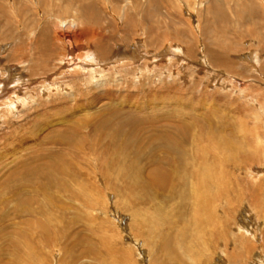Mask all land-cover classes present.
I'll return each instance as SVG.
<instances>
[{"label": "rangeland", "instance_id": "1", "mask_svg": "<svg viewBox=\"0 0 264 264\" xmlns=\"http://www.w3.org/2000/svg\"><path fill=\"white\" fill-rule=\"evenodd\" d=\"M87 1L0 0L1 258L264 264V0Z\"/></svg>", "mask_w": 264, "mask_h": 264}, {"label": "bare ground", "instance_id": "2", "mask_svg": "<svg viewBox=\"0 0 264 264\" xmlns=\"http://www.w3.org/2000/svg\"><path fill=\"white\" fill-rule=\"evenodd\" d=\"M33 1L34 0H30V2L31 3H33ZM37 1H39V0H37ZM74 0H65V4L66 5H74L75 6V10L76 11H79V15H81L80 14V12H88V13H92V14H94L95 16H99V14L97 13V11H95V5L92 3V2H89V1H87V0H77L78 1V3H77V5L75 4V2H73ZM20 2V1H19ZM36 2V1H35ZM52 2V1H51ZM64 2V1H63ZM57 3H60V0H54V2H53V4L51 3V4H47V6H45L44 8H42V12H49L50 10V8L49 9H47L48 7H50L51 5H52V7H51V9L54 11L55 9L57 10L59 7H60V5L59 4H57ZM36 4V3H35ZM39 4V3H38ZM0 5H1V3H0ZM21 5V4H20ZM24 5V4H23ZM22 5V6H23ZM26 5V4H25ZM32 5V4H31ZM11 6V5H10ZM54 6V7H53ZM137 6V5H136ZM1 7H3L5 10L7 9V8H5V7H7L6 5H2V6H0V11L1 12H3V13H5L4 12V10H3V8H1ZM38 7V6H37ZM97 7V6H96ZM67 8V7H66ZM10 9V8H9ZM18 9V8H17ZM16 9V10H17ZM21 10H24V12H26V10H31L30 8H27V7H25V9H20L19 11H21ZM38 10V9H37ZM65 10H69V9H65ZM114 10H115V8H114ZM8 11V10H7ZM116 11V10H115ZM59 12H61V10L59 11ZM2 13V14H3ZM10 13V12H9ZM64 13V12H63ZM1 14V15H2ZM7 14V13H6ZM11 14V13H10ZM21 14V13H20ZM34 14V13H33ZM36 14V13H35ZM62 14V13H61ZM3 17L5 18L6 17V20H7V22L9 21H11V19L8 17V16H6V15H4V16H2L1 18H2V20L4 21V19H3ZM10 19V20H9ZM6 20H5V22H6ZM39 20V19H38ZM40 21V20H39ZM91 34V33H90ZM78 35V34H77ZM87 35H89V34H87ZM75 37V36H74ZM78 38V37H77ZM78 40V39H77ZM86 40V39H85ZM49 42V41H48ZM48 54V53H47ZM44 55V54H43ZM34 59V58H33ZM44 60V59H43ZM42 60V61H43ZM144 122V121H143ZM152 124V123H151ZM154 126V125H153ZM137 129V128H136ZM154 129V128H153ZM132 130V129H131ZM133 130H135V129H133ZM134 133V132H133ZM133 135V134H132ZM132 135H130V136H132ZM154 135V134H153ZM128 136V135H127ZM135 137V136H134ZM132 139V138H131ZM133 140V139H132ZM134 141V140H133ZM163 160V159H162ZM183 163V165H182V168H186V170H187V166L185 165V167H184V162H182ZM187 164V163H186ZM158 166V165H157ZM160 166V165H159ZM195 167V166H194ZM197 167V166H196ZM161 168V167H160ZM152 169V168H151ZM150 169V170H151ZM205 169H208V168H202L201 169V172H197V175H198V177H199V175H201L202 176V172H204L205 171ZM148 170V173L146 174V179H147V181H149V182H153V181H156V182H158L157 180L159 179V180H161L162 182L164 181L165 183H167V185L165 186V189L167 190V191H170V192H172L173 190H175V184H185V176L186 175H181L180 177H175L174 179H175V181H171V179L174 177V175H172L171 174V172H167V170H164V171H162V172H164V174L163 175H160V173H161V169H157L156 171L153 169V170ZM167 172V173H166ZM66 173V172H65ZM73 173V172H72ZM166 173V174H165ZM64 174V173H63ZM194 174V173H193ZM47 176H49V175H47ZM46 176V177H47ZM66 177V176H65ZM211 177V176H210ZM162 178V179H161ZM199 178H201V177H199ZM213 178V177H212ZM219 178V177H218ZM204 179V180H203ZM203 179H201L202 181H203V185H207V183H205L206 181L205 180H207L208 179V176H204V178ZM48 180L50 181L51 179H49L48 178ZM216 180V179H215ZM215 180H213V181H215ZM202 181H200V182H202ZM208 181L210 182V180L208 179ZM197 182H199L198 180H197ZM208 182V183H209ZM55 183V182H54ZM194 183H196V182H194ZM28 184V183H27ZM32 184V183H31ZM31 184H30V186H31ZM169 184H170V187H169ZM200 184H202V183H200ZM210 185H211V183H209ZM213 184V183H212ZM217 184V183H216ZM29 186V185H28ZM37 186V185H36ZM108 186V185H107ZM134 185H132V187H133ZM196 186V185H195ZM202 186V185H201ZM213 186V185H212ZM194 187V186H193ZM204 187V186H203ZM209 187V186H208ZM201 188V187H200ZM204 188H207V187H204ZM135 189V188H134ZM191 190V189H190ZM205 190V189H204ZM66 191H70V192H72L73 193V195L74 196H76V195H78L77 194V192L75 191V190H72V189H69V188H67V190ZM184 193H186L185 194V198H186V201L188 200V189H185L184 190ZM218 193V192H217ZM134 197V196H133ZM130 198H132L131 196H130ZM142 198V197H141ZM143 199V198H142ZM152 200V199H151ZM58 207H60V206H58ZM47 214V213H46ZM135 215V214H134ZM58 220V219H57ZM23 222H25V223H27L28 222V220L27 219H23ZM33 222L35 223V222H37V225H43V223H41V220H38V221H34L33 220ZM147 221H140V223L141 224H143V226H144V230H145V226L147 225L148 226V223H146ZM140 225V224H139ZM49 227V226H48ZM170 228V227H169ZM50 229L51 228H46L45 230H44V226H42V233H41V243H46V242H50V240L51 241H53V238H51V236L49 235V233L50 232H52V233H55V234H59V232H53V231H50ZM147 229H149V231L151 232V231H155V230H157L158 229V227H156L155 226V224H152L151 226H149V228H147ZM12 230V229H11ZM161 230V229H160ZM167 230H169V229H167ZM13 231V230H12ZM11 231V232H12ZM64 231V230H63ZM60 232L61 234L63 233V234H65L64 232ZM15 235L16 234H19V236H20V239H21V241L19 242V244H13V246H15L16 248H17V250H21L22 251V253L23 254H27V252H26V250L25 249H29V250H31V249H34V248H31V246H34V244L32 245L31 244V240L29 239V237H27L26 235H25V233L23 232V231H21V230H14V232H13ZM142 233V232H141ZM160 233V232H159ZM166 234V233H165ZM169 234V233H168ZM64 236V235H63ZM64 238H65V236H64ZM172 237H169V236H166V237H164L163 239L164 240H162L161 241V247L160 248H162L163 250H165L167 253L166 254H171V257H173V254H174V252H176L175 251V249L173 250V249H171L170 247H169V245H168V243H172L171 242V239ZM35 243V242H34ZM169 247V248H168ZM72 248H74V246L72 247ZM4 249V247L3 246H1L0 247V255H1V252H2V250ZM18 252V251H17ZM33 254V253H32ZM15 255H17V254H15ZM176 255V254H175ZM33 255H31V252L30 253H28V255H27V258H29V262H31V259L33 258L32 257ZM168 257V256H167ZM171 257L169 258V260L171 259ZM176 257V256H175ZM15 259H17V258H15ZM25 260V259H24ZM33 260V259H32ZM165 260V259H164ZM168 260V259H167ZM29 262H28V264H29ZM164 262H166V260L164 261ZM167 262H169V261H167ZM0 264H18L17 263V261H15V262H12V263H10L9 261H6V260H3L2 258H1V256H0Z\"/></svg>", "mask_w": 264, "mask_h": 264}]
</instances>
